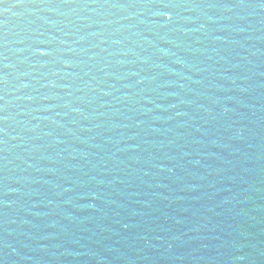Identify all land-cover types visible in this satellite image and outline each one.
I'll return each mask as SVG.
<instances>
[{
	"label": "water",
	"instance_id": "95a60500",
	"mask_svg": "<svg viewBox=\"0 0 264 264\" xmlns=\"http://www.w3.org/2000/svg\"><path fill=\"white\" fill-rule=\"evenodd\" d=\"M0 264H264V0H0Z\"/></svg>",
	"mask_w": 264,
	"mask_h": 264
}]
</instances>
